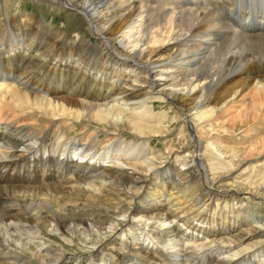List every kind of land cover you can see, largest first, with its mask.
Segmentation results:
<instances>
[{
	"label": "bare ground",
	"instance_id": "bare-ground-1",
	"mask_svg": "<svg viewBox=\"0 0 264 264\" xmlns=\"http://www.w3.org/2000/svg\"><path fill=\"white\" fill-rule=\"evenodd\" d=\"M43 1L95 43L0 12V264H264V0Z\"/></svg>",
	"mask_w": 264,
	"mask_h": 264
},
{
	"label": "rangeland",
	"instance_id": "rangeland-1",
	"mask_svg": "<svg viewBox=\"0 0 264 264\" xmlns=\"http://www.w3.org/2000/svg\"><path fill=\"white\" fill-rule=\"evenodd\" d=\"M0 12H3L7 16L15 17V15H20L25 12H30L35 14L40 20L44 21L47 26H52L63 31V36L65 38L72 37L76 41L80 38H85L86 41L95 43L94 36L90 34L84 21L80 18L79 15L70 13L67 10H63L57 6H53L43 0H0ZM149 106L154 109V112H159L165 110L171 119L165 122V129L158 136L149 138L147 143L153 151L154 154H157L161 157H168L165 160H170L172 155L168 154L169 148L177 150V155L182 156L184 152H190L189 157H191V140L188 137L186 131H184L183 126V116L184 112L179 109L178 104L171 100L162 101L159 99H152L149 101ZM206 134L210 131V126H207ZM122 137L127 141H138V138L132 133H129L128 130H122ZM211 132V131H210ZM238 132V130H236ZM102 137V136H100ZM240 138V136H237ZM136 140V141H135ZM167 146V147H166ZM161 155H160V154ZM182 153V154H181ZM218 153V152H217ZM206 157H217L208 152H205ZM224 157L222 154H218V157ZM177 157V156H176ZM164 162V161H163ZM160 162V163H163ZM218 174V173H217ZM80 182V181H79ZM83 183L80 182L79 186H82ZM15 198V197H14ZM232 198H238L237 196H230ZM48 235V236H47ZM42 239L47 243L52 244L56 248H64V252L68 253L67 258L73 262L81 261V264L85 263L86 258H89L90 249H92L91 241H82L81 239H74L71 242L64 243L57 236L51 234H43ZM52 241V242H51ZM74 242V243H73ZM87 242V243H85ZM62 243V245H61ZM83 243V244H82ZM26 255H30V249H24ZM36 264V263H34Z\"/></svg>",
	"mask_w": 264,
	"mask_h": 264
}]
</instances>
